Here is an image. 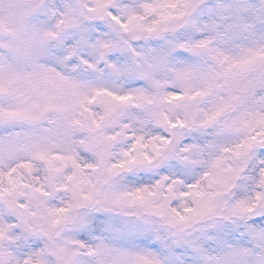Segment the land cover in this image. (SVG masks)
<instances>
[{
	"label": "snow or ice",
	"instance_id": "1",
	"mask_svg": "<svg viewBox=\"0 0 264 264\" xmlns=\"http://www.w3.org/2000/svg\"><path fill=\"white\" fill-rule=\"evenodd\" d=\"M0 264H264V0H0Z\"/></svg>",
	"mask_w": 264,
	"mask_h": 264
},
{
	"label": "clouds",
	"instance_id": "2",
	"mask_svg": "<svg viewBox=\"0 0 264 264\" xmlns=\"http://www.w3.org/2000/svg\"><path fill=\"white\" fill-rule=\"evenodd\" d=\"M130 87H137V86H139V84L138 83H136V84H132V85H129Z\"/></svg>",
	"mask_w": 264,
	"mask_h": 264
}]
</instances>
